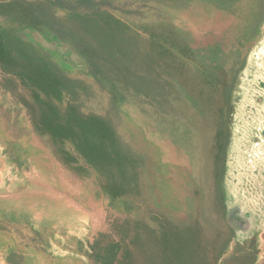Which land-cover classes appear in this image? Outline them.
Masks as SVG:
<instances>
[{"label": "rangeland", "instance_id": "1", "mask_svg": "<svg viewBox=\"0 0 264 264\" xmlns=\"http://www.w3.org/2000/svg\"><path fill=\"white\" fill-rule=\"evenodd\" d=\"M0 264H264V0H0Z\"/></svg>", "mask_w": 264, "mask_h": 264}]
</instances>
